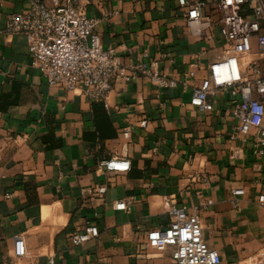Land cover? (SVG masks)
Wrapping results in <instances>:
<instances>
[{"label":"crops","instance_id":"crops-1","mask_svg":"<svg viewBox=\"0 0 264 264\" xmlns=\"http://www.w3.org/2000/svg\"><path fill=\"white\" fill-rule=\"evenodd\" d=\"M188 1L203 3V24L212 22L206 35L190 32L180 0H81L99 20L104 49L177 81L163 90L141 74L115 80L104 104L116 135L101 140L97 101L49 85L31 66L27 38L7 30L31 0H0V264H175L171 247L148 245L173 206L198 209L221 264H250L263 251L264 156L231 140L240 96L217 91L213 112L191 105L193 88L222 55L218 0ZM113 157L129 159L130 171H106L102 163ZM238 188L246 193L236 206ZM119 201L128 210H116ZM90 225L100 236L74 246L72 237ZM19 234L28 249L20 259Z\"/></svg>","mask_w":264,"mask_h":264},{"label":"built area","instance_id":"built-area-1","mask_svg":"<svg viewBox=\"0 0 264 264\" xmlns=\"http://www.w3.org/2000/svg\"><path fill=\"white\" fill-rule=\"evenodd\" d=\"M31 6L13 14L7 30L27 38L31 66L39 70L49 85L67 91H81L93 101H105L112 83L119 78L139 74L149 78L159 89L177 87V81L153 71L146 63L127 66L115 48L104 49L96 27L99 20L89 17L81 0H31ZM187 9V24L194 35H206L211 21H205L201 2L180 0ZM221 14L222 55L209 66L210 75L193 88L191 105L200 111L215 110L217 91L229 92L234 97L233 115L238 123L231 135L232 141L251 143L256 157L264 156V0H218ZM129 67V68H128ZM130 72V74H127ZM133 126L124 134L130 136ZM242 149L233 152L239 157ZM106 171L128 172L130 160L113 157L102 163ZM105 192V188L99 190ZM242 188L234 189L237 198L245 195ZM264 205V193L259 196ZM208 201V205H212ZM126 202L115 203L116 210H128ZM171 222L165 228L148 234V245L158 251L172 248L175 264H221L220 253L210 248L204 237V228L197 208L193 212L186 206H173L169 210ZM97 225L87 226L72 237L74 246L98 238ZM15 256L28 255L26 238H15ZM50 264H53L51 262ZM250 264H264V249L250 259Z\"/></svg>","mask_w":264,"mask_h":264},{"label":"trees","instance_id":"trees-1","mask_svg":"<svg viewBox=\"0 0 264 264\" xmlns=\"http://www.w3.org/2000/svg\"><path fill=\"white\" fill-rule=\"evenodd\" d=\"M94 110V118L97 127V131L99 132V137L101 140L109 139L115 137V130L112 128L111 119L105 109V104L103 101H97L93 104ZM60 141H57V145L53 147L60 146Z\"/></svg>","mask_w":264,"mask_h":264}]
</instances>
